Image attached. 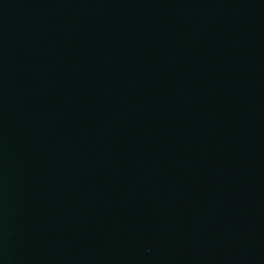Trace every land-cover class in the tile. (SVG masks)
<instances>
[{
    "label": "water",
    "instance_id": "95a60500",
    "mask_svg": "<svg viewBox=\"0 0 264 264\" xmlns=\"http://www.w3.org/2000/svg\"><path fill=\"white\" fill-rule=\"evenodd\" d=\"M0 264H264V0H0Z\"/></svg>",
    "mask_w": 264,
    "mask_h": 264
}]
</instances>
